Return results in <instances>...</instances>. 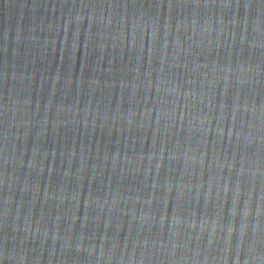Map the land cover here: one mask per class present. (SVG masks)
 I'll list each match as a JSON object with an SVG mask.
<instances>
[{
    "label": "water",
    "instance_id": "water-1",
    "mask_svg": "<svg viewBox=\"0 0 264 264\" xmlns=\"http://www.w3.org/2000/svg\"><path fill=\"white\" fill-rule=\"evenodd\" d=\"M0 264H264V0H0Z\"/></svg>",
    "mask_w": 264,
    "mask_h": 264
}]
</instances>
